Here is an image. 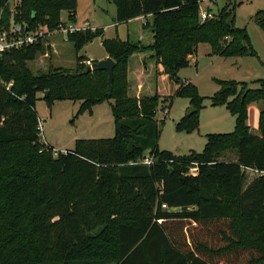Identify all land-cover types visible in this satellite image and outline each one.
<instances>
[{
    "label": "trees",
    "instance_id": "1",
    "mask_svg": "<svg viewBox=\"0 0 264 264\" xmlns=\"http://www.w3.org/2000/svg\"><path fill=\"white\" fill-rule=\"evenodd\" d=\"M111 1L117 22L128 24L127 39L106 37L102 28L67 34L77 50L101 38L116 61L111 84L82 55L74 68L34 72L29 61L43 52L42 39L0 55V264H264V107L258 133L248 121L250 105L264 100V77L253 80L255 88L216 79L211 103L225 104L235 127L208 133L202 152L161 150L155 117L163 71L196 109L178 128L198 126L205 98L178 72L200 42L211 54L259 57L236 23V5L203 20L201 0ZM9 2L0 0V29L16 22L23 32H52L63 11L76 22L78 0H19L15 14ZM254 20L264 31V9ZM39 93L80 98L83 112L113 100L115 135L78 138L55 154L41 138ZM231 148L236 160L217 158ZM244 168L259 171L245 187Z\"/></svg>",
    "mask_w": 264,
    "mask_h": 264
},
{
    "label": "rangeland",
    "instance_id": "2",
    "mask_svg": "<svg viewBox=\"0 0 264 264\" xmlns=\"http://www.w3.org/2000/svg\"><path fill=\"white\" fill-rule=\"evenodd\" d=\"M19 0H10L9 7L13 14L17 12ZM226 5H236V23L246 27L253 48L259 54L256 56L224 57L211 54L207 42H200L196 53L191 57L189 65L183 67L178 75L194 83L199 94L205 99L203 107L196 114L198 126L191 131L181 130L178 124L188 113L190 99L176 95L178 83L161 69L158 78L157 93L159 104L156 110V120L159 125V148L176 155H187L202 152L206 146L208 133L232 132L236 117L223 105H213L211 97L219 90L216 79H235L248 81L250 87H257L253 80L264 77V31L254 20L258 10L264 9V0H201L200 12L216 15ZM13 17V16H12ZM67 11L62 12V20H68ZM116 6L111 0H79L76 24L80 28L104 29L106 37L119 35L127 39L128 24L117 22ZM19 24V23H18ZM139 24H141L139 22ZM93 27V28H92ZM150 38L151 34L149 35ZM137 35L132 39H137ZM46 41V42H45ZM105 53L100 37L94 38L79 50L67 35L54 33L44 40L43 52L29 61L34 72L47 71L53 67L74 68L79 55L92 59H101ZM82 99H45L38 94L37 111L40 120L41 138L57 151H66L75 147L78 138H108L115 135V119L112 112L113 100H104L93 105L91 110L80 111ZM264 107V100L255 103ZM255 111V107L253 106ZM249 123L254 133H258V115L251 110ZM236 149H226L219 159L236 160ZM245 187L259 171L244 168ZM190 173V172H189ZM115 264V263H111Z\"/></svg>",
    "mask_w": 264,
    "mask_h": 264
},
{
    "label": "built area",
    "instance_id": "3",
    "mask_svg": "<svg viewBox=\"0 0 264 264\" xmlns=\"http://www.w3.org/2000/svg\"><path fill=\"white\" fill-rule=\"evenodd\" d=\"M200 16L201 19L204 20L210 17L211 15L202 11L200 12ZM81 29L84 28L78 27L77 24L73 21H63V23H61L59 27L52 32H49L44 28H40L37 31H28L26 29V31L23 32L24 30L23 25L18 24L16 22H12L9 29H0V55L3 54L5 51L11 50L13 48H19L24 44H33L39 41V39H42L44 41L48 36L54 33L67 35L69 33H73ZM57 152L58 151L55 150V154ZM144 161L145 163H151L152 158L146 157ZM190 174L197 175L198 167L197 166L191 167ZM163 207L166 208L167 204H163Z\"/></svg>",
    "mask_w": 264,
    "mask_h": 264
},
{
    "label": "water",
    "instance_id": "4",
    "mask_svg": "<svg viewBox=\"0 0 264 264\" xmlns=\"http://www.w3.org/2000/svg\"><path fill=\"white\" fill-rule=\"evenodd\" d=\"M115 66H116V61L112 57L108 56L107 58L96 60L93 63H91L88 66V70H92V69L106 70L108 72V76H109L108 82H109V84H111L113 77H114ZM46 94H47V92H46ZM195 111H196V109L191 105L187 114L190 115Z\"/></svg>",
    "mask_w": 264,
    "mask_h": 264
},
{
    "label": "crops",
    "instance_id": "5",
    "mask_svg": "<svg viewBox=\"0 0 264 264\" xmlns=\"http://www.w3.org/2000/svg\"><path fill=\"white\" fill-rule=\"evenodd\" d=\"M78 3H79V0H78ZM77 10H78V6H77ZM76 17H77V12H76ZM76 23V22H75ZM123 23H126V22H123ZM116 25H117V22H116ZM93 28V27H92ZM105 32V31H104ZM103 57H101V59H104V58H107L109 56V54L107 53V51L105 50V53L102 55ZM90 61H93V60H100V59H92V58H89ZM253 106L255 107V111L253 109ZM260 105L256 106L255 103L251 104L249 109V116L251 114V110H252V114L253 112H255V114L259 115V112H260V108H259Z\"/></svg>",
    "mask_w": 264,
    "mask_h": 264
}]
</instances>
